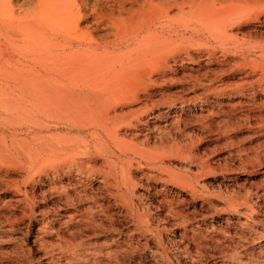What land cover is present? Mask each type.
<instances>
[{
  "label": "rangeland",
  "instance_id": "374dc122",
  "mask_svg": "<svg viewBox=\"0 0 264 264\" xmlns=\"http://www.w3.org/2000/svg\"><path fill=\"white\" fill-rule=\"evenodd\" d=\"M18 1L24 6L32 0ZM260 6L245 9L242 18L231 28L237 41L204 30L192 38L187 32L184 49L199 58L197 67L207 75L199 83L182 76L160 81L158 90L153 92L154 100L148 102L149 107L156 106L153 110L156 114L158 108L165 111L166 104L171 102L206 98L215 110L209 111L207 103L196 106V110L185 107L184 111H177L182 118L162 126L155 138L146 142H143L145 138H140L144 139L142 142L132 140L147 152L159 146L151 154L159 155L158 164L166 166L163 169L170 171L172 177L181 174L199 180L198 189L208 198L204 205L186 196V202L182 203L185 213H164L160 212V206H151L147 194L156 180L142 176L143 170L147 172L151 167L150 161L143 159L137 164L135 160L140 158L132 153L122 158L128 157L124 158L126 163L133 164L136 191L133 210L126 213L119 206L114 213L108 208V211H91L88 208L93 198H76L77 202L67 199L66 192H74L69 188L71 184L66 183V176L58 181V173L51 169L66 157L86 161L77 167L89 171L82 182L91 190L115 159L103 141L101 144V139H93L90 133L70 130L57 121L51 122V129L34 133L20 123V117L3 115L7 119L0 121V125L11 120L6 125L8 128L0 126V264H264V6ZM224 9L237 11L232 6ZM256 13H259L257 18ZM209 50L215 51L218 59L209 62ZM189 63L185 64L186 68ZM221 86H227V91L236 94V98L229 100L232 94L228 92L206 95L208 89L215 91ZM243 99H248L245 101L255 108L258 105L257 117L240 111L238 102ZM141 101L140 98L125 104L124 110L128 105L137 108ZM162 120L155 122L163 124ZM48 146L52 153L46 150ZM36 148L41 150L34 158L31 155H36ZM246 172L250 173L246 178H235ZM62 185L68 187L64 189ZM96 191L100 195L103 192L106 200L113 202L104 188ZM76 209L83 216L76 214L78 217L74 215L70 222L66 221L64 215ZM83 213L87 214V220ZM139 214L148 219L147 226L139 222ZM100 218L103 220L99 221ZM180 223L185 230H178ZM214 228L218 230L215 234Z\"/></svg>",
  "mask_w": 264,
  "mask_h": 264
},
{
  "label": "bare ground",
  "instance_id": "6f19581e",
  "mask_svg": "<svg viewBox=\"0 0 264 264\" xmlns=\"http://www.w3.org/2000/svg\"><path fill=\"white\" fill-rule=\"evenodd\" d=\"M263 3L264 0H32L23 6L18 0H0V121L7 119L3 115L14 114L20 117L22 125L34 133L51 129V122L57 121L70 130L90 133L93 139H101V144L103 141L115 159L100 177L99 184L91 190L82 182V177H88L89 171L87 173L84 168L78 169L86 161L66 157L58 160L51 169L58 173V181L66 176V183L71 184L69 188L75 193L66 192L67 199L74 202L76 198H93V204L88 208L91 211L108 208L114 213L119 206L126 213L133 210L136 201L135 174L132 176L131 172L133 164H127L125 156L122 158L132 153L140 158L135 160L137 164H141L143 159L150 161L151 167L147 172L143 170L142 176L156 180L147 194L151 206H160V212L181 214L185 211L182 203L186 202L188 196L204 205L208 203V198L199 191V180L181 174H175L180 175L177 178L172 177L170 171L166 172V166L163 169L158 164L159 155L151 154L159 146L147 152L136 143L140 138H145L143 142L155 138L162 126L180 120L182 116L177 111H184L185 107L187 110H196V106L207 103L205 105L210 106L209 111L215 110L213 103L208 104L207 98L193 102H171L166 104L165 111L158 108L157 114L153 113L156 101L152 103L153 107H149L148 102L154 100L153 92L158 90L160 81L182 76L199 83L207 75L197 67L199 58L193 56L191 50L184 49L189 36L186 33L190 32L193 38L204 30L211 35L237 41L238 37L231 32V28L242 18L245 9L263 7ZM228 6L239 11H225L224 7ZM254 17H259V13ZM215 59H218L215 51L209 50L208 61ZM187 62H191L188 68L185 67ZM227 89V86L218 87L215 91L208 89L206 95L217 96L216 92L226 94ZM234 96L236 98V94L230 95L229 100ZM140 98L141 105L137 108L128 105L129 108L124 110L125 104L140 101ZM245 100L238 102L242 109L240 111L244 115L257 117L258 105L255 108L246 102L248 99ZM160 118L163 124L155 122ZM10 120L0 125L2 129L7 127ZM67 136L70 138L69 134ZM62 137V140L65 139ZM71 138L76 140L75 136ZM132 140L138 141L134 143ZM81 142L78 143L83 144V140ZM89 145L92 146L91 143ZM61 146L64 148L65 145ZM39 148L35 150L36 155L31 156L36 158V152L41 150ZM249 174L246 172L235 178H246ZM68 185H62L61 188L65 189ZM102 188L106 190L107 198H113V202L106 200L103 192L98 194L96 190L101 191ZM76 214L80 215L78 210L66 213L65 220L71 221ZM83 214L87 220V214ZM138 218L142 225H148L149 221L144 215L139 214ZM102 220L100 218L99 221ZM182 228H185L184 225L178 224V230ZM216 231L214 228L212 233ZM233 233H236L235 230Z\"/></svg>",
  "mask_w": 264,
  "mask_h": 264
}]
</instances>
